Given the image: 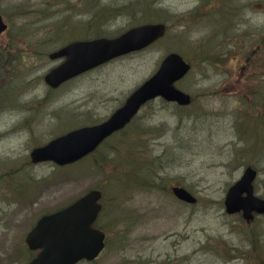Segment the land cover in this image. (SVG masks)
<instances>
[{
  "label": "rangeland",
  "instance_id": "rangeland-1",
  "mask_svg": "<svg viewBox=\"0 0 264 264\" xmlns=\"http://www.w3.org/2000/svg\"><path fill=\"white\" fill-rule=\"evenodd\" d=\"M86 1L81 11L74 0H6L1 8L9 30L0 34V199L15 202L10 197L22 185L23 203L18 224L3 233L0 226V264H28L25 238L37 219L91 189L103 193L96 226L110 241L97 261L80 264H142L133 258L160 254L177 259L171 264H264V215L247 224L224 208L227 189L247 166L257 171L254 192L264 198V0H101L99 30L86 27ZM95 10L89 0L87 17ZM154 22L168 31L146 50L55 90L44 83L49 54L65 41ZM170 52L191 64L175 84L191 105L155 99L81 161L62 168L30 162L34 148L105 120ZM111 146L118 147L115 160ZM173 186L197 202L178 201Z\"/></svg>",
  "mask_w": 264,
  "mask_h": 264
},
{
  "label": "water",
  "instance_id": "water-1",
  "mask_svg": "<svg viewBox=\"0 0 264 264\" xmlns=\"http://www.w3.org/2000/svg\"><path fill=\"white\" fill-rule=\"evenodd\" d=\"M4 29L6 25L0 19V32ZM164 33L163 24H146L114 39L74 42L51 55L52 58L64 56L66 61L48 73L45 82L56 88L85 71L146 48ZM189 70L190 65L178 53L167 54L157 71L136 88L124 105L106 121L75 129L34 149L31 161H52L63 166L83 158L105 138L125 127L147 101L157 97L180 106L189 105L190 95L174 86ZM256 177L257 171L247 167L229 187L224 198L227 214L241 212L247 223L253 220L254 214H264V199L254 194ZM172 192L182 201L196 203V198L184 188L173 187ZM101 197L99 190H91L66 208L41 217L25 240L31 251H38L29 264H76L83 259H95L103 250L105 238L104 232L92 226L102 209Z\"/></svg>",
  "mask_w": 264,
  "mask_h": 264
},
{
  "label": "flooded vegetation",
  "instance_id": "flooded-vegetation-1",
  "mask_svg": "<svg viewBox=\"0 0 264 264\" xmlns=\"http://www.w3.org/2000/svg\"><path fill=\"white\" fill-rule=\"evenodd\" d=\"M5 1L6 0H0V18H1L2 22L7 25V28H6V30H3L0 34H3L4 32H7L9 30V22H8V20L5 18V16L1 12L2 5H3V3ZM91 1L93 2L94 6H96V10L94 12V15H96V16H93L90 13V16L87 17V13H88V3H89V0H87L86 1V4H85V10H84V13H85L84 20L86 22V27H88V26H91L92 27L93 24H95V27H97L98 30H99V28L102 27V24H100V22H99V17L102 14L103 6L101 4V0H91ZM137 1L142 2L143 0H137ZM58 2L61 3L62 1H58ZM143 2H146V1H143ZM16 3H17V1H16ZM128 3H126V4H128ZM74 4H75L74 6H76L77 8H79L80 11H81V5H83L82 0H74ZM137 4H139V3H137ZM65 10H71V8L69 7L67 9H65ZM193 10L194 9H192L191 12ZM37 11L39 13H42L40 10H37ZM79 12H77V13H79ZM67 13H70V12H67ZM67 13H65V14H67ZM71 18H73V17L71 16L70 19ZM180 20L182 22L185 21V19L183 20L182 17L180 18ZM113 37H115V36H113ZM97 38H100V37H97ZM97 38H93V39H97ZM87 40H92V39L88 38L86 35H83V36H81L79 38H73L70 41L67 40L64 43H62L60 45V47L57 48L56 51H54V52H52V53L49 54V57L48 58L53 63V65H52L51 68L48 69V71H50L51 69H53L55 67H58V66L62 65L64 63V61L66 60V58L64 56L52 58L51 55H53V53L59 52L60 50H62L63 48L67 47L68 45H70V44H72L74 42L87 41ZM80 77L81 76H78V77H76L74 79H77V78H80ZM74 79H72V80H74ZM72 80H70V81H72ZM70 81H68V82H70ZM68 82H66V83H68ZM66 83H64L63 85H66ZM63 85H61L60 87H62ZM29 121H31V120L26 119V120H23L22 123H24V122L26 123V122H29ZM15 128H17V125L16 124L11 128V130H10L11 133H14L15 132ZM42 163H44V162H42ZM47 163H51V162H47ZM22 197H23V188H22V185H20L19 190L16 191V195L15 196L11 195V197H10V200L11 199H14L15 202H10V201L6 202L5 200L0 199V226L2 228V233L5 232L6 229L9 227V224L11 223V221L18 224L20 218L22 219V215H19L20 210L22 208V203H23V198ZM7 199H9V198H7ZM21 212H22V210H21ZM8 215L9 216L12 215V216L8 219L7 218ZM7 220H9V222ZM5 227H7V228L5 229ZM109 241L110 240H105V248H104L103 252L106 250L107 246L109 245ZM102 253L95 260H92V261L82 260V261H80L77 264H80L82 262L93 263V262L97 261L100 258V256L102 255ZM153 256H156V257H153ZM160 256H166L167 257V255L160 254V255H152L151 258L150 257H147V258H133V260H146L142 264H171V263H169V261H177V259L169 260L168 258H165V257L164 258H161ZM169 256H177V255H169ZM151 260H154V261H151Z\"/></svg>",
  "mask_w": 264,
  "mask_h": 264
},
{
  "label": "trees",
  "instance_id": "trees-1",
  "mask_svg": "<svg viewBox=\"0 0 264 264\" xmlns=\"http://www.w3.org/2000/svg\"><path fill=\"white\" fill-rule=\"evenodd\" d=\"M210 60H211V58L208 59V57L205 56V57L203 58V61H202V62H205V63H208V64H209V61H210ZM132 137H133V136H132ZM129 138H130V136H129ZM127 140H128V139H127ZM129 140H130V139H129ZM129 140H128L127 142L124 143L125 146H129V143H130V141H131V140H130V141H129ZM115 150L118 151V147H115ZM115 150H114V147H113V146L110 147V155H112V158H111L112 160H113V159L115 160V159H116V156H117L118 153H119V152H116ZM127 152L130 153L131 151H128V149H127ZM136 156H137V158H138L139 153H136ZM126 158H127L130 162H132V163H135V161H136V159H137L136 157H135V158H132V157H130V158H129V157H126Z\"/></svg>",
  "mask_w": 264,
  "mask_h": 264
}]
</instances>
